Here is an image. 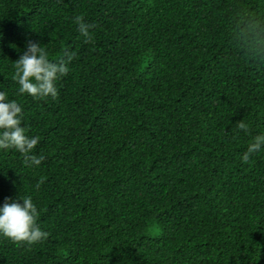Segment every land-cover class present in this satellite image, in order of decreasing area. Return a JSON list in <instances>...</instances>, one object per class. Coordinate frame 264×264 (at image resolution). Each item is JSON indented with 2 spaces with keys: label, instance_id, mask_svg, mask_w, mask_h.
<instances>
[{
  "label": "trees",
  "instance_id": "obj_1",
  "mask_svg": "<svg viewBox=\"0 0 264 264\" xmlns=\"http://www.w3.org/2000/svg\"><path fill=\"white\" fill-rule=\"evenodd\" d=\"M256 23L264 0H0V90L43 157L0 150V205L30 196L49 234L0 237V264H264ZM29 40L73 54L55 99L18 94Z\"/></svg>",
  "mask_w": 264,
  "mask_h": 264
},
{
  "label": "clouds",
  "instance_id": "obj_2",
  "mask_svg": "<svg viewBox=\"0 0 264 264\" xmlns=\"http://www.w3.org/2000/svg\"><path fill=\"white\" fill-rule=\"evenodd\" d=\"M78 32L88 37L91 25L81 17H76ZM245 26L241 30L242 38L249 44V53L256 59L264 57V23H256L251 31ZM73 60L71 52H65L57 61L49 59V53L39 42L29 40L26 50L14 62L13 79L18 84V94L33 98L53 99L58 97L57 82L70 71ZM23 108L8 94L0 90V150H15L24 157L27 166H39L43 157L33 154L39 143V137L29 136L23 127ZM240 130L247 132L248 125L238 124ZM264 149V134L257 135L243 153L242 161L247 163L250 156ZM22 202L7 199L0 205V237L17 244L33 245L48 237V233L41 230L37 224L39 211L30 196L19 198Z\"/></svg>",
  "mask_w": 264,
  "mask_h": 264
}]
</instances>
